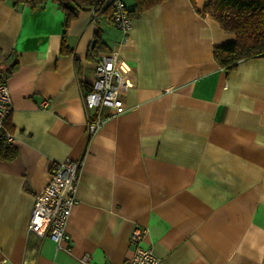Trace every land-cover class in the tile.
<instances>
[{
	"label": "crops",
	"instance_id": "crops-1",
	"mask_svg": "<svg viewBox=\"0 0 264 264\" xmlns=\"http://www.w3.org/2000/svg\"><path fill=\"white\" fill-rule=\"evenodd\" d=\"M210 1L161 0L127 34L99 21L124 80L121 108L90 135L82 97L108 52L86 56L92 10L69 22L72 53H61L54 2L0 1V65L18 61L5 79L17 155L0 159V264H118L136 226L158 264H264V55L220 66L213 47L235 36L204 11ZM65 158L81 167L70 240L57 246L28 221Z\"/></svg>",
	"mask_w": 264,
	"mask_h": 264
},
{
	"label": "built area",
	"instance_id": "built-area-1",
	"mask_svg": "<svg viewBox=\"0 0 264 264\" xmlns=\"http://www.w3.org/2000/svg\"><path fill=\"white\" fill-rule=\"evenodd\" d=\"M98 8L111 7V23L122 33L127 34L132 18L128 15L124 0H97ZM94 8L92 9V11ZM118 54L115 51L102 52L94 60V77L83 94V103L91 110L85 122L86 134L96 132L110 112L121 108L120 94L124 72L118 66ZM11 95L6 81L0 82V134L7 143L12 142L11 134L5 128V120L11 110ZM45 104V101L43 102ZM81 159L65 158L53 162L48 170L49 176L44 187L35 194L28 221V231L37 235H46L57 246L69 241L66 227L77 200L75 188ZM146 232L145 227H134L129 240L135 246L131 255L118 264H158L157 257L149 247L139 245ZM85 259V258H84ZM98 264H115L103 261Z\"/></svg>",
	"mask_w": 264,
	"mask_h": 264
},
{
	"label": "trees",
	"instance_id": "trees-1",
	"mask_svg": "<svg viewBox=\"0 0 264 264\" xmlns=\"http://www.w3.org/2000/svg\"><path fill=\"white\" fill-rule=\"evenodd\" d=\"M9 1L14 8L26 5L34 9L47 0H0ZM63 12L64 20L60 39V52L72 53V48L66 45V29L69 22L74 19L80 10L92 11L95 21V29L92 42L86 54L92 59L99 51H108V47L101 40L99 21L110 19L111 7L100 9L97 0H50ZM161 0H133V6L127 8L131 18L138 17L145 9ZM204 11L216 18L221 26L234 33V40L223 42L213 47L214 60L222 67L230 69L236 62L253 56L264 55V0H214L207 3ZM18 66V61L0 65V82L4 81ZM7 131L11 128L8 120H5ZM17 155V149L7 143L0 134V159L11 160Z\"/></svg>",
	"mask_w": 264,
	"mask_h": 264
},
{
	"label": "rangeland",
	"instance_id": "rangeland-1",
	"mask_svg": "<svg viewBox=\"0 0 264 264\" xmlns=\"http://www.w3.org/2000/svg\"><path fill=\"white\" fill-rule=\"evenodd\" d=\"M126 8H131L133 6V0H124Z\"/></svg>",
	"mask_w": 264,
	"mask_h": 264
}]
</instances>
